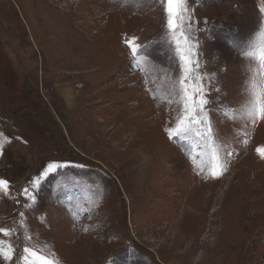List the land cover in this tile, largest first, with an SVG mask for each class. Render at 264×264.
Listing matches in <instances>:
<instances>
[{"label": "rangeland", "instance_id": "1", "mask_svg": "<svg viewBox=\"0 0 264 264\" xmlns=\"http://www.w3.org/2000/svg\"><path fill=\"white\" fill-rule=\"evenodd\" d=\"M187 8L207 138L166 131L183 106L161 0H0V240L15 250L0 264L25 246L57 264H264V119L246 115L240 55L264 38V0Z\"/></svg>", "mask_w": 264, "mask_h": 264}, {"label": "snow or ice", "instance_id": "2", "mask_svg": "<svg viewBox=\"0 0 264 264\" xmlns=\"http://www.w3.org/2000/svg\"><path fill=\"white\" fill-rule=\"evenodd\" d=\"M161 2L167 16V29L171 33V46L180 63V75L177 84L183 106V114L179 118L177 126L174 129H166V131L170 138H186L189 135L200 138L205 134L199 130L193 132V128L196 126L206 125L207 133L210 134L212 131L205 115V105L210 103L204 86V78L208 74L198 73L199 63L198 60H194V46L189 34L191 17L187 8V0H161ZM136 39V37H133L131 40L125 41L131 49L133 59L143 53V46L134 43ZM240 55L250 61L247 68L248 77L245 85L247 100L244 108L247 117L251 118V122L255 125L259 120L264 119V38L257 44L250 43L248 48L241 50ZM215 91H219V89L217 88ZM0 136H3V134L0 133ZM205 138L207 137L205 136ZM8 139L7 137L4 138L5 141ZM244 143H247V141L245 140ZM3 148L4 141H0V152ZM257 152L264 157V150L258 148ZM212 158L213 161L217 160L216 151H214ZM54 167L57 166L49 165V170L51 171ZM223 171L224 169L219 164L214 163L211 174L213 176L222 175ZM8 183L6 180H0V193L9 194ZM23 194L33 202L36 199L27 188L23 190ZM21 216H23V213H21ZM10 231L9 229L0 228V234L4 236L9 235ZM14 253L15 250L10 243L5 246V242L0 240V260L12 261ZM19 259L23 264H57V261L39 254L28 246L23 248Z\"/></svg>", "mask_w": 264, "mask_h": 264}, {"label": "bare ground", "instance_id": "3", "mask_svg": "<svg viewBox=\"0 0 264 264\" xmlns=\"http://www.w3.org/2000/svg\"><path fill=\"white\" fill-rule=\"evenodd\" d=\"M141 153V152H140Z\"/></svg>", "mask_w": 264, "mask_h": 264}]
</instances>
